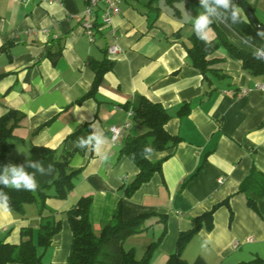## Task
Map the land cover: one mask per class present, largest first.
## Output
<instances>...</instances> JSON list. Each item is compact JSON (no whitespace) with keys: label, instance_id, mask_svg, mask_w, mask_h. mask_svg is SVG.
Wrapping results in <instances>:
<instances>
[{"label":"crops","instance_id":"0c3cea01","mask_svg":"<svg viewBox=\"0 0 264 264\" xmlns=\"http://www.w3.org/2000/svg\"><path fill=\"white\" fill-rule=\"evenodd\" d=\"M240 1L247 6H239L246 22L215 24L231 45L253 53L264 41L246 9L264 28V0ZM116 8L110 26L95 16L89 37L82 28L85 0H0V118L10 109L25 116L5 165L24 163L34 145L51 150L43 164H52L53 171L36 175L42 187L56 178L55 162L80 149L74 146L79 137L95 131L105 138L99 150L89 145L70 159L74 188L64 201L47 192L45 213L61 222V230L49 248L37 251L41 264H67L72 233L66 212L79 199L92 197L90 222L98 234L137 175L121 149L142 133L124 107L138 96L159 104L169 116L165 130L181 139L175 148L148 156L151 163L162 162L161 173L123 199V220L166 217V233L150 263L165 264L179 234L214 208L212 230L202 227L189 241L182 254L186 263L264 260V223L246 207L252 200L264 216V90L258 89L264 75L243 71L214 30L209 43H198L210 71L203 76L192 67L187 50L193 19L203 11L200 0H117ZM112 47L115 53H109ZM105 61L112 69L94 96L85 97L95 77L89 63ZM186 104L189 112L180 116ZM124 125L113 143L110 128ZM40 223L37 205L25 206L23 216L0 213V242L18 245L21 229H31L36 242ZM144 226L150 229L126 241L138 260L163 230L157 217Z\"/></svg>","mask_w":264,"mask_h":264},{"label":"trees","instance_id":"16d2710c","mask_svg":"<svg viewBox=\"0 0 264 264\" xmlns=\"http://www.w3.org/2000/svg\"><path fill=\"white\" fill-rule=\"evenodd\" d=\"M235 4L244 8L247 7L242 1ZM211 27L216 32L217 37L221 39V44L236 60L241 62L243 71L252 76L264 75V60L257 59L253 56V53L242 51L231 45L221 34L215 23ZM190 40L192 46L187 50L190 63L194 69L205 76L210 71L209 66L211 63L207 61L204 51L199 47V39L194 31ZM89 65L94 69L95 77L92 87L85 97L91 98L102 83L104 74L112 69V63L105 61L98 65L92 63H89ZM124 107L131 110L133 120L142 128V133L137 137L128 138L121 149V155L135 165L138 173L131 183L123 187V196L119 200L111 220L102 226L98 234H95L90 222L91 196L82 197L75 206L66 212V219L72 233L67 264H150L166 233V217L150 214L123 220V199L132 197L142 185L151 180L154 174L161 173L162 162L151 163L148 156L151 153L164 152L175 148L181 143V139L170 135L165 130L169 116L159 104H154L146 98L138 96L132 102L125 104ZM188 112L189 108L186 104L179 110V115L185 116ZM24 119L23 114L12 109L0 118V167L5 165L6 156L13 149L15 140L18 139L17 130L23 127ZM149 148L151 151H146ZM81 152V149L65 152L61 159L55 162L57 176L54 181L49 185L38 186L35 192L3 188V191L10 197L12 213L23 216L25 206L37 205L41 223L36 233V242L34 241V232L31 229H21V241L18 245L1 241L0 264H41V256L38 255L37 251L49 248L52 238L61 230V222L56 221L52 215L45 213V203L50 197L47 192L53 190L54 198L58 201H64L69 196L74 188V173H67L69 161L74 154ZM51 154L52 151L49 149L34 147L30 151L29 160L44 162ZM28 171L31 172V169H28ZM197 173L190 179L194 178ZM260 195H264V192H261ZM246 207L264 223V216L258 213L254 201L248 199ZM214 211L215 208L193 219L194 227L188 232L179 234L175 251L169 256L165 264H187L182 258L184 249L202 227H205L208 231L212 230ZM156 217L163 224V230L157 240L147 247L142 258L138 260L134 250L125 248V243L128 239L148 231L150 227L144 226L145 221ZM241 264H264V260L256 258L249 263Z\"/></svg>","mask_w":264,"mask_h":264},{"label":"clouds","instance_id":"9594fccd","mask_svg":"<svg viewBox=\"0 0 264 264\" xmlns=\"http://www.w3.org/2000/svg\"><path fill=\"white\" fill-rule=\"evenodd\" d=\"M200 7L203 11L193 19V30L196 37L206 44L210 42L209 33L213 31L211 26L217 20L229 27L247 21L243 9L233 3V0H200ZM257 36L260 37L261 41H264V31H258ZM251 40L252 37H246L244 43L247 44ZM261 50H264V44L261 45L260 49L253 52V56L258 59ZM104 140L103 136L93 131L87 138L79 137L74 146L85 149L91 145L99 150ZM34 146L39 147L40 145ZM146 151H151V149H146ZM28 169L33 171L29 172ZM52 171V164L45 167L42 161L29 159L19 165L9 163L0 167V185H2L0 187V213L11 212L10 197L3 191V188L35 192L39 186L36 179L37 173L43 176Z\"/></svg>","mask_w":264,"mask_h":264},{"label":"built area","instance_id":"2783aa9c","mask_svg":"<svg viewBox=\"0 0 264 264\" xmlns=\"http://www.w3.org/2000/svg\"><path fill=\"white\" fill-rule=\"evenodd\" d=\"M20 1L25 2L27 0ZM116 1L117 0H85V20L82 22V28L89 37H92L93 35V20L98 13L100 14L101 25L104 27L110 26L112 17L117 13ZM116 51V47L109 49V53H115ZM259 58L264 60V54H259ZM258 89L264 90V86H259ZM125 128H127V125L122 127L113 126L110 128L109 131L111 134V141L113 143L117 141V138L121 135L123 129Z\"/></svg>","mask_w":264,"mask_h":264},{"label":"water","instance_id":"95a60500","mask_svg":"<svg viewBox=\"0 0 264 264\" xmlns=\"http://www.w3.org/2000/svg\"><path fill=\"white\" fill-rule=\"evenodd\" d=\"M233 2L239 3L240 0H233ZM246 12H247V14H248V16H249L251 22H252L253 25L255 26V28H256L257 30H259V31H264V28H262V27H260V26L257 25L256 21L254 20L252 14L248 11V9H246Z\"/></svg>","mask_w":264,"mask_h":264},{"label":"rangeland","instance_id":"374dc122","mask_svg":"<svg viewBox=\"0 0 264 264\" xmlns=\"http://www.w3.org/2000/svg\"><path fill=\"white\" fill-rule=\"evenodd\" d=\"M125 248H126V249H129V248H130L129 245H128L127 243L125 244ZM140 250H141V249L137 247V254H139V251H140ZM150 264H153V263H150Z\"/></svg>","mask_w":264,"mask_h":264}]
</instances>
